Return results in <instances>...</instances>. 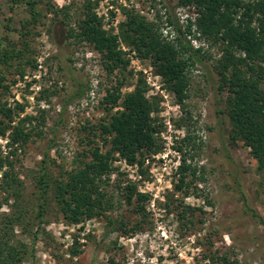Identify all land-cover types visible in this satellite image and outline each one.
Returning a JSON list of instances; mask_svg holds the SVG:
<instances>
[{"label": "rangeland", "instance_id": "1", "mask_svg": "<svg viewBox=\"0 0 264 264\" xmlns=\"http://www.w3.org/2000/svg\"><path fill=\"white\" fill-rule=\"evenodd\" d=\"M42 1L40 22L26 38L28 50L0 65V102L17 111L13 124L33 131L31 141L10 154L32 216L40 201L37 182L42 166L48 167L49 179L55 181L89 160V150L102 145L100 136H90L91 128L122 109L124 95L138 84L156 104L153 115L164 129L158 136V151L147 153L143 165H130L121 158L114 161L115 172L103 188L112 200L104 215L70 224L52 201L41 221L31 220L30 230L17 226L12 242L34 244L23 264H225V255L233 264H264V224L247 212L243 197L248 196L264 218V174L257 170L251 148L231 138L232 123L225 112L228 92L218 93L219 76L213 66L222 55L220 47L196 37L192 24L196 36L188 38L195 47L202 45L211 59L192 72L185 105L189 113H185L150 59L138 57L125 41L119 48L129 61L127 67L110 73L92 44L67 37L70 26L76 28L84 17L88 0ZM92 1L93 11L110 33L120 34L128 11L150 20L163 16L162 30L170 37L174 29L168 15L183 30L197 17L195 7L179 5L178 0ZM47 5L57 10L69 7V14L62 11L55 16ZM67 17L70 26L64 23ZM27 18L30 14L23 5L0 0V39L23 48L19 30ZM82 89L83 94L74 97ZM110 92L120 95L118 102L105 100ZM18 103L24 105L23 111ZM189 134L191 139L185 142ZM10 137L11 132L0 135L3 155L9 152ZM179 146L187 150V164L196 169L195 176L190 172L187 177V193L175 189L182 157ZM3 184L0 173V226L17 207L15 192ZM128 184L137 187L132 202ZM139 195L147 197L140 201ZM110 219L115 221L114 229L105 236Z\"/></svg>", "mask_w": 264, "mask_h": 264}, {"label": "trees", "instance_id": "2", "mask_svg": "<svg viewBox=\"0 0 264 264\" xmlns=\"http://www.w3.org/2000/svg\"><path fill=\"white\" fill-rule=\"evenodd\" d=\"M10 1L14 5H23L30 18L25 19L19 30L23 48H19L12 40L6 45L0 39V65L8 64L28 50L26 38L31 33V27L40 22L42 15L39 8L42 0ZM178 4L195 7L197 17L194 23L189 20L190 24L183 30L168 15L167 22L174 29L172 37L165 35L162 30L160 20L163 16L157 15L156 19L150 20L135 11H128L127 21L122 25L120 34L110 33L104 28L102 19L93 11L95 2L92 0L84 4V17L79 20L76 28L70 26V18L67 17L68 20L64 22L70 26L67 37L92 44L102 54L110 73L116 68L127 67L129 61L119 48L120 41H125L136 51L138 57L150 59L157 74L163 78L184 112L186 101L190 97L193 70L201 69L203 62L211 59L202 45L195 47L191 38H188L191 34L195 35L192 24H196L194 32L198 36H195L218 45L222 52L213 66L219 76L218 93L228 92L225 112L232 123L231 138L242 140L251 148L257 161V170L264 174V0H178ZM47 9L55 16H59L62 11L69 14V7L57 10L47 5ZM21 74L24 75L23 71ZM83 92L84 89L80 90L74 97H80ZM119 99V94L110 92L105 100L116 103ZM122 105V109L113 113L108 121L91 128L90 136H100L102 145L96 144L89 150V160L70 170L66 177L55 181L49 179L48 167L42 166L37 182L40 201L36 214L32 216L30 212H33V208L22 197L20 190L23 183L14 170L10 154L25 147L31 141L33 131L25 129L20 123L13 124L17 111L7 103L0 102V113L3 116V120H0V135L6 136L11 132L6 144L9 148L7 156L3 155L4 151L0 148V173L3 187L15 192L13 195L17 199V207L13 208L11 217L1 222L4 231L0 236V264H23L33 253L34 244L30 246L25 242H12L11 234L14 235L17 226L24 231L30 230L33 226L31 220L36 217L41 221L52 201L58 203L70 224L79 223L84 218L104 215L112 200L103 188L105 181L108 182L115 172L114 161L121 158L130 165H143L147 153L158 151V136L164 129V123L153 115L158 108L147 99L141 84L133 92L124 95ZM18 107L21 109L19 111L24 110V105L18 103ZM97 130H100L99 134ZM190 137L189 134L184 141H188ZM177 149L181 151L182 157L177 168L180 176L175 189L187 193L190 186L187 177L190 172L195 176L196 169L187 164V150L182 146ZM128 186L131 190L128 201L132 202V195L137 187L132 184ZM146 197L139 195L140 201ZM243 197L247 212H251V217L257 222L264 224V218L252 207L248 196L243 194ZM188 207L194 210L193 207ZM140 208L144 210L143 205ZM181 217H185V214L182 213ZM108 224L105 236L113 231L115 221L110 219ZM222 259L225 264H233L226 255Z\"/></svg>", "mask_w": 264, "mask_h": 264}]
</instances>
